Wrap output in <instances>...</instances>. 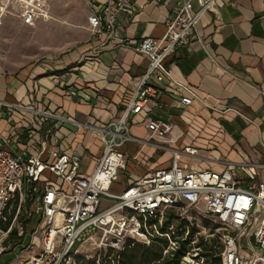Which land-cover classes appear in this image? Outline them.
Wrapping results in <instances>:
<instances>
[{
  "label": "crops",
  "instance_id": "0c3cea01",
  "mask_svg": "<svg viewBox=\"0 0 264 264\" xmlns=\"http://www.w3.org/2000/svg\"><path fill=\"white\" fill-rule=\"evenodd\" d=\"M106 0H84L81 18L40 20L29 25L20 18L19 31L46 29L51 20V51L39 53L16 69L0 70V131L15 137V147L40 148L49 129L48 144L81 158L79 172L91 173L104 144L91 125L118 120L138 87L148 59L132 45L93 29L89 15ZM182 0H129L118 13L122 33L136 42L162 37L167 20ZM197 3L195 2V5ZM56 28L59 30L56 33ZM174 78L193 89L196 97L168 78L151 83L160 95L129 120L132 138L121 150L125 167L111 187L121 193L148 171L169 167L172 148L180 150L186 168L221 171L228 163L256 165L264 181V0L217 1L206 12L195 37L178 46L165 60ZM17 105H33L63 116L51 120ZM172 123L164 137L151 135L152 119ZM42 126V129H40ZM196 148L195 154L185 151ZM41 157L46 159L48 152ZM51 178L60 181L51 174ZM103 197L102 205L112 203Z\"/></svg>",
  "mask_w": 264,
  "mask_h": 264
},
{
  "label": "built area",
  "instance_id": "2783aa9c",
  "mask_svg": "<svg viewBox=\"0 0 264 264\" xmlns=\"http://www.w3.org/2000/svg\"><path fill=\"white\" fill-rule=\"evenodd\" d=\"M128 1L106 0L89 15L93 29L122 45H132L148 59L147 69L121 117L108 124L91 125L104 144L95 169L80 173V156L51 147L47 142L49 129L36 153L27 145L15 147L17 135L13 138L0 131V257L8 248L5 240L13 228L35 212L40 219L27 245L31 252L20 264H79L80 244L95 234L102 236V245L114 250L124 248L128 238L149 245L159 234L169 235L160 231L167 209L197 210L201 204L207 216L224 229L222 264H264V181L259 179L254 164L228 163L221 171L186 168L179 163L180 150L172 148L169 167L148 171L121 193L112 192L119 170L125 167L126 156L121 146L133 137L129 120L161 93L151 78H168L172 84L183 86L188 93L181 99L185 104L197 96L193 89L174 78L165 60L178 46L195 37L203 15L215 10L218 0H182L167 20L165 34L148 36L141 42L124 35L118 25V13ZM223 1L234 5L238 0ZM8 13L29 25L52 17L50 0H1L0 18ZM17 106L51 120L63 119L58 113L33 105ZM148 128L151 135L164 137L171 131L172 123L152 119ZM45 151L48 157L43 159ZM185 151L195 154L197 149L186 147ZM51 174L60 181L52 179ZM103 197L115 201L103 206ZM19 228L22 235L23 226ZM36 236L39 242H35ZM244 237L247 246L241 242ZM189 254L187 251L183 259Z\"/></svg>",
  "mask_w": 264,
  "mask_h": 264
},
{
  "label": "rangeland",
  "instance_id": "374dc122",
  "mask_svg": "<svg viewBox=\"0 0 264 264\" xmlns=\"http://www.w3.org/2000/svg\"><path fill=\"white\" fill-rule=\"evenodd\" d=\"M50 4L52 10L51 20L62 19L68 15L76 20L81 18L84 12V0H50ZM19 20L18 16L10 13L0 18V70L16 69L22 63L31 60L39 53L51 51V20H49L50 25L46 29H36L27 33L19 31L20 29L17 26ZM55 31L56 33L59 32L57 28ZM106 199L110 203L115 201L112 198ZM31 207L33 208L32 205ZM197 208V210H194L192 207L167 209L162 226L169 233V235L165 236L168 239V244L164 245L163 241H158L152 242L150 245L155 249L165 247L163 255L174 250L178 247V241L181 240L176 229L177 224L180 223L181 219H188L189 227L194 226L197 231L192 236H188V232L186 231L182 238L189 239L190 254L187 258L183 259L181 264H208L205 257L201 255L202 247L199 245V242L203 239L209 243L211 238L217 237L218 240L213 242V247L217 251L220 248V236L224 229L220 224L207 216L208 214H206L201 204ZM34 214L36 215L37 213H33V217L29 218L31 221L28 223V226H24V223H22V225H17L13 228V231L5 240V245L8 248L1 255L0 264H20L22 259L31 252V249L27 246L33 231L31 223L35 221V227L38 223L36 221L37 216ZM173 215H179L180 219L172 218V223H166V217L170 218ZM20 226H23L22 235L19 234ZM160 235L162 234L158 236ZM94 236L93 238L87 237L80 244L79 264H120L121 258L118 250L106 248L102 245L103 240L101 235L95 234ZM39 240L40 238L36 236L35 242H39ZM241 242L244 246H247V237L242 238ZM133 249L131 251L132 256L135 253Z\"/></svg>",
  "mask_w": 264,
  "mask_h": 264
},
{
  "label": "trees",
  "instance_id": "16d2710c",
  "mask_svg": "<svg viewBox=\"0 0 264 264\" xmlns=\"http://www.w3.org/2000/svg\"><path fill=\"white\" fill-rule=\"evenodd\" d=\"M112 187V186H111ZM36 221L38 222L40 217L38 215H35ZM166 223H172L173 219L172 218H177L180 219V216L173 215L172 217H166ZM31 220L25 219L24 220V226H28V223ZM33 221L31 223V226H33L32 230H34V223ZM188 219H181L180 223L177 224V231L178 235L180 236L181 240H179L178 247L175 250L170 251L168 254L163 255V249L158 248L155 249L152 247V245H147L139 242H135L134 239L129 238L126 241V246L120 250H118L120 254V264H181L183 260V256L189 251V239H182L184 237V234L186 231L188 232V236H192L197 229L193 227H189ZM165 227L161 225L160 231L161 232H167L164 230ZM222 235V234H221ZM166 235H160L157 236L155 241L153 242H158V241H163L164 245L168 244V239L165 237ZM221 243H220V248L216 251V249L213 247V242L217 241L218 238L214 237L210 239V242L207 243L202 239V241L199 242V245L202 247V252L201 255L205 257L207 260L208 264H222V252L225 249V244L222 242V238L220 236ZM211 243V244H210ZM163 246V245H162ZM134 248V249H133ZM138 248V249H136ZM132 249L135 251L132 256ZM132 258V260H131ZM132 261V263H131Z\"/></svg>",
  "mask_w": 264,
  "mask_h": 264
}]
</instances>
